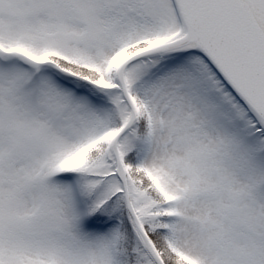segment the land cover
<instances>
[{
	"label": "snow or ice",
	"instance_id": "6c2138e0",
	"mask_svg": "<svg viewBox=\"0 0 264 264\" xmlns=\"http://www.w3.org/2000/svg\"><path fill=\"white\" fill-rule=\"evenodd\" d=\"M0 264H264V0H0Z\"/></svg>",
	"mask_w": 264,
	"mask_h": 264
}]
</instances>
